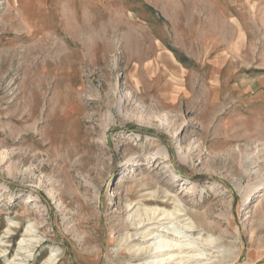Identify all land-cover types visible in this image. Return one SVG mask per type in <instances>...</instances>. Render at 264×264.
<instances>
[{"label": "rangeland", "instance_id": "1", "mask_svg": "<svg viewBox=\"0 0 264 264\" xmlns=\"http://www.w3.org/2000/svg\"><path fill=\"white\" fill-rule=\"evenodd\" d=\"M163 240L264 264V0H0V264Z\"/></svg>", "mask_w": 264, "mask_h": 264}, {"label": "bare ground", "instance_id": "2", "mask_svg": "<svg viewBox=\"0 0 264 264\" xmlns=\"http://www.w3.org/2000/svg\"><path fill=\"white\" fill-rule=\"evenodd\" d=\"M179 211V210H178ZM157 213V212H156ZM153 215V214H152ZM149 217V216H148ZM148 220V219H147ZM143 223V222H142ZM142 225V224H141ZM10 226H12V225H10ZM186 228H192V226H190V225H188ZM27 229V228H26ZM147 229H149V227H146L141 233H144ZM8 231H10V228H8L7 229ZM193 230V229H192ZM32 231V229L31 228H28L27 229V231L25 232V234H24V236H31V232ZM153 233V232H152ZM151 233H144V235L143 236H148V235H150ZM32 237V236H31ZM27 238V237H26ZM152 238H154V237H151V239ZM22 240V242H27V244H22V242H21V246H20V248L21 249H28V246H30L31 244H33L34 242H38V240L37 239H33V238H27V239H25V237H24V239H21ZM162 243L161 244H159V246H158V248L160 249H162L161 250V252H166L165 254H161L160 256H162L160 259H159V261H158V263L157 264H169V263H173L175 260H177V259H179V258H198V257H194L195 255H188V256H185V255H182V256H178L177 255V253L176 252H183V250H185V249H190L191 247H188L187 245H184V244H180V245H178V244H175V243H173L171 240H163V241H161ZM30 244V245H29ZM175 244V245H174ZM0 245H1V243H0ZM149 246H151L150 244H149ZM152 249V248H151ZM154 249V248H153ZM152 249V250H153ZM158 249V250H159ZM29 252L31 251V250H28ZM27 250L25 251V253L26 252H28ZM155 251H157V250H155ZM199 254V253H198ZM4 254H3V252H0V256H3ZM17 256V255H16ZM28 257L29 256H31V254H29V255H27ZM198 259H200V258H198ZM202 259V258H201Z\"/></svg>", "mask_w": 264, "mask_h": 264}]
</instances>
